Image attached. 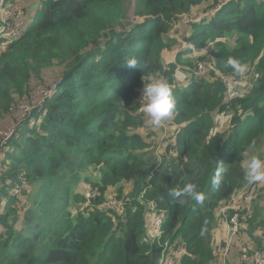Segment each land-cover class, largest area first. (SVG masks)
I'll return each mask as SVG.
<instances>
[{"label":"trees","instance_id":"trees-1","mask_svg":"<svg viewBox=\"0 0 264 264\" xmlns=\"http://www.w3.org/2000/svg\"><path fill=\"white\" fill-rule=\"evenodd\" d=\"M8 1L22 5L28 23L0 51V130L19 133L0 153V264H219L218 209L231 202L238 207L226 216L238 215L239 230L228 264H247L242 246L264 257V182L244 179L247 153L264 157V0L218 11L213 0ZM188 11L206 15L185 23L177 14ZM129 12L146 17L126 27ZM167 47L175 52L165 65ZM229 56L248 65L245 76L227 66ZM132 58L135 68L126 63ZM197 59L209 63L205 78L187 70ZM43 74L58 87L40 104ZM175 74L186 78L172 81ZM224 75L243 85L223 84ZM150 78L175 83L179 163L151 162L136 130L151 128L138 114ZM130 182L135 191L116 197L120 210L103 206L109 185ZM189 182L202 203L170 194ZM90 188L94 199L85 196ZM150 203L165 214L160 242L147 236ZM71 205L81 206L73 214Z\"/></svg>","mask_w":264,"mask_h":264},{"label":"built area","instance_id":"built-area-1","mask_svg":"<svg viewBox=\"0 0 264 264\" xmlns=\"http://www.w3.org/2000/svg\"><path fill=\"white\" fill-rule=\"evenodd\" d=\"M235 1V0H213L212 2V10L218 11L222 7H224L227 3ZM195 12H185L181 14V20L185 23H190L196 20L199 16H197ZM26 22L24 21V11L23 8L16 4L13 1L8 0H0V51H4L6 45L9 42H12L19 38L25 29ZM195 74L199 77L205 78L207 75V64L205 62H198L195 70ZM221 82L225 85L236 84L237 87L243 85V79L237 78L232 75H224L220 77ZM146 81L145 83H147ZM174 85V84H173ZM55 85H52L50 88H46L43 92L42 96H39L41 99L48 98L51 96ZM143 88V87H142ZM139 90V99L141 100V90ZM233 97V93L228 92L224 98L223 102L228 103ZM39 100L40 104H42V100ZM176 145V144H175ZM97 190H89L88 196H95ZM256 193H248L243 197V201L245 204L249 203L251 200L255 199ZM232 204L224 205L220 208L222 216H224L225 221L228 223V231L226 236L223 237L222 240L218 241L216 244V252L219 254V264H226V257L228 256L231 245L233 242V238L235 234L239 230V221L238 215L236 213H232L229 217L226 216L227 212L231 207H238L236 202H231ZM116 200H112L107 207L114 208L116 205ZM153 207V211L151 210L149 213V231L152 234V237H158L160 234V227L163 218V214L157 213L154 210V203H151ZM239 255L241 259L245 261L247 264H264V257L258 251L250 252L248 248L241 247L239 251ZM160 264H164V262H160Z\"/></svg>","mask_w":264,"mask_h":264},{"label":"clouds","instance_id":"clouds-1","mask_svg":"<svg viewBox=\"0 0 264 264\" xmlns=\"http://www.w3.org/2000/svg\"><path fill=\"white\" fill-rule=\"evenodd\" d=\"M237 1L239 0H235L231 2H237ZM223 8L224 7H222L221 10ZM208 9L209 8H207L205 11L207 15L209 14ZM196 14H199V17L196 19L197 21H199L204 15H206V14L201 15L200 13H196ZM198 62H205L207 64V71H209V63L207 62V60H204V59L195 60L194 67L191 69H187V70L192 71L196 77L202 78L195 74V70H196ZM126 63L129 68H135L138 64L135 58L129 59ZM227 66L230 67L233 70L234 74L239 77L245 76L246 73L248 72V65L233 56H229L227 58ZM175 68H176L175 70L180 69L178 65ZM185 78L186 76L184 74V77L182 78L181 81H183ZM146 81L148 82L145 83ZM146 81L145 82L143 81V86H142L143 88L141 87L142 90H141L140 104L142 106L143 112L148 117V122L150 123V125L154 128H158L162 125V123L169 121L174 115V112L176 109V101H175V97L173 95V90L171 86H174L175 83H172L169 85V83L165 80L151 79V78ZM57 87L58 85L55 86L53 92L56 90ZM53 92L51 93V95L53 94ZM223 172H224V169L218 165L214 173V176L212 178L213 185L218 187L221 184V178H222ZM244 179L249 184H256V183L264 182V157H262L259 153H253L248 158L247 163L244 167ZM92 189L93 188H90L88 190H92ZM170 194L177 201H181L182 199H191V200L196 201L197 203H202L205 199L204 193L199 191L197 185L191 182L186 183L184 187L180 190H173ZM103 206L111 210L110 207L106 206V202H104ZM122 207H120V209ZM148 211H149L148 217L146 220L147 236L152 241L160 242L162 232H163L162 224H163L165 214L161 212L163 214V218H162L161 227H160V234L158 237L153 238L152 234L149 231V226H148L149 225V213L151 210H148ZM201 234L203 235V232Z\"/></svg>","mask_w":264,"mask_h":264},{"label":"rangeland","instance_id":"rangeland-1","mask_svg":"<svg viewBox=\"0 0 264 264\" xmlns=\"http://www.w3.org/2000/svg\"><path fill=\"white\" fill-rule=\"evenodd\" d=\"M23 11H24V21L26 22V25H27L28 14L26 13V11L24 9H23ZM192 11H196V10H192ZM204 11H206V9H204L203 12ZM181 14H182V12L177 14V16L179 18H181ZM145 17L146 16H144V17L143 16L142 17L134 16L132 14V12H129L128 17H127L128 23L126 24V27L130 26V24L132 25L133 23L142 22L143 18H145ZM175 27H176V25H173V28H175ZM174 52H175V50L174 49L172 50L171 48H168V49L164 48L162 50V55H160V56H161V59H163V61H165V65L174 59ZM169 68H172V66H170ZM54 71L57 72L56 70H54ZM181 76L182 75L175 74L173 76L172 81L180 80ZM41 78L43 80H45L44 84H47L48 88H50L52 85L57 84V81L54 80V78L48 77L47 74L41 75ZM153 79H159V78H153ZM164 79H165V81H167L169 83V85L172 83L171 81L167 80V78H164ZM42 99H43V97H42ZM45 100H47V99L44 98L42 100V103H44ZM177 110H178V108L176 107L174 115L169 121L162 123V125L158 128H154L151 126V128H149L148 133L144 132L143 127H139L138 129H136L137 127L134 128V130L136 129L137 131H142L140 136L142 139L143 138L145 139L143 141V143H145L148 146L147 148H150L151 150H153V153H151L147 156V158H149L151 160V162H153V163H154V161L155 162L157 161V164L162 163V162L166 164L169 161V160L167 161V159H172V163H179L178 157H176L175 154L172 152L173 148L176 146L175 145L176 144L175 137H176L178 129L180 127L179 123H177L175 121ZM138 114L141 116V118L143 120L145 113L143 111H140V112L138 111ZM223 121H224L223 127H225V125L227 126V124H226L227 119H223ZM18 134L19 133H16V127L14 129H12L11 132L6 131V130L1 132V130H0V153L3 152L5 154V156H7V153L10 151L9 150V143L13 139H15L18 136ZM14 135H15V137H14ZM260 150H261V153L263 154L264 153V146L260 147ZM253 153H258V152L257 151H249L247 153V157L245 158V165L247 163L248 158ZM2 159H3V157L1 158V160ZM95 190H97V188L94 189V191ZM132 191H135V190L133 189V184L131 182L128 183L127 185H124V187H118V186L115 187L114 185H109L108 188L106 189L105 194H104V200H106L105 201L106 206H108L107 204L112 202L113 199H116V197L119 194L127 195V194H131ZM88 192H89V190H87V192L85 193V196L89 195ZM97 193H98V190H97L96 194ZM94 198H96V195L93 197L88 196V199H94ZM139 198H141V195H139ZM86 202L90 203V201H86ZM84 205L85 204H83V206ZM115 205L116 206L114 207V209L120 210V207L123 206V201L116 199ZM80 206L81 205H71L69 207V210H71V212L73 214H75L76 212H78V209H79L78 207H80ZM83 208H86V207H83ZM148 210L153 211V207H152L151 203L148 205ZM218 211H219L220 215L222 216L220 208L218 209ZM220 231L225 232L224 235L226 236L227 231H228V223L225 220H224V222L222 221V223L220 224ZM160 245H162V244H160ZM163 248L166 249V246L164 244H163ZM230 253H231V249H230L228 256L230 255ZM162 256H163V254H162ZM228 256L226 257V264H228ZM168 263H169V261H164V264H168Z\"/></svg>","mask_w":264,"mask_h":264},{"label":"crops","instance_id":"crops-1","mask_svg":"<svg viewBox=\"0 0 264 264\" xmlns=\"http://www.w3.org/2000/svg\"><path fill=\"white\" fill-rule=\"evenodd\" d=\"M186 76V75H185ZM181 78H182V76H181Z\"/></svg>","mask_w":264,"mask_h":264}]
</instances>
